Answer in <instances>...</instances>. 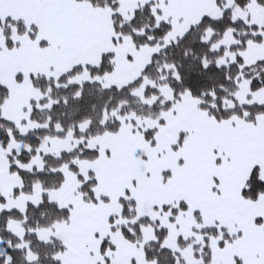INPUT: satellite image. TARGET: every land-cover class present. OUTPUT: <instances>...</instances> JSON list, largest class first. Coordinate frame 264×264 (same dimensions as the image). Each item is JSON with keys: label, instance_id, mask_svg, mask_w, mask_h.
Instances as JSON below:
<instances>
[{"label": "snow or ice", "instance_id": "1", "mask_svg": "<svg viewBox=\"0 0 264 264\" xmlns=\"http://www.w3.org/2000/svg\"><path fill=\"white\" fill-rule=\"evenodd\" d=\"M0 264H264V0H0Z\"/></svg>", "mask_w": 264, "mask_h": 264}]
</instances>
